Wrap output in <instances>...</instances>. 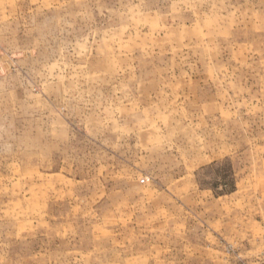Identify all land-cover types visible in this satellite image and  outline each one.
<instances>
[{
  "label": "rangeland",
  "instance_id": "374dc122",
  "mask_svg": "<svg viewBox=\"0 0 264 264\" xmlns=\"http://www.w3.org/2000/svg\"><path fill=\"white\" fill-rule=\"evenodd\" d=\"M264 0H0V264H264Z\"/></svg>",
  "mask_w": 264,
  "mask_h": 264
},
{
  "label": "crops",
  "instance_id": "0c3cea01",
  "mask_svg": "<svg viewBox=\"0 0 264 264\" xmlns=\"http://www.w3.org/2000/svg\"><path fill=\"white\" fill-rule=\"evenodd\" d=\"M260 243L262 244V247H264V238L260 240Z\"/></svg>",
  "mask_w": 264,
  "mask_h": 264
}]
</instances>
